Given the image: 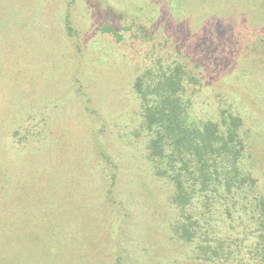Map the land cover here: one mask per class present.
<instances>
[{
    "label": "rangeland",
    "instance_id": "obj_1",
    "mask_svg": "<svg viewBox=\"0 0 264 264\" xmlns=\"http://www.w3.org/2000/svg\"><path fill=\"white\" fill-rule=\"evenodd\" d=\"M177 67L194 118L244 121L264 198V0H0V264H213L141 133L135 85Z\"/></svg>",
    "mask_w": 264,
    "mask_h": 264
},
{
    "label": "trees",
    "instance_id": "obj_2",
    "mask_svg": "<svg viewBox=\"0 0 264 264\" xmlns=\"http://www.w3.org/2000/svg\"><path fill=\"white\" fill-rule=\"evenodd\" d=\"M182 75L177 67L153 90L141 82L135 85L143 110L146 159L153 176L172 185L171 205L181 213L172 232L194 245L196 259L204 263L264 264V198L255 193L257 181L244 164L251 141L244 121L235 113L219 122L194 118L184 100L188 85ZM251 84L255 95L264 98V83L256 79ZM97 148V155L109 162ZM222 213L231 225L224 236L218 226ZM245 242L251 248L246 254L241 252Z\"/></svg>",
    "mask_w": 264,
    "mask_h": 264
}]
</instances>
